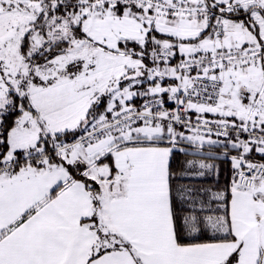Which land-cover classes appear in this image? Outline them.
<instances>
[{
	"label": "snow or ice",
	"instance_id": "6c2138e0",
	"mask_svg": "<svg viewBox=\"0 0 264 264\" xmlns=\"http://www.w3.org/2000/svg\"><path fill=\"white\" fill-rule=\"evenodd\" d=\"M0 264H264V0H0Z\"/></svg>",
	"mask_w": 264,
	"mask_h": 264
}]
</instances>
